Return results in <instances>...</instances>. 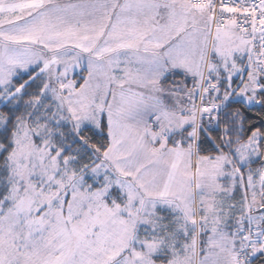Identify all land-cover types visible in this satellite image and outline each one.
I'll return each mask as SVG.
<instances>
[{"label": "snow or ice", "instance_id": "6c2138e0", "mask_svg": "<svg viewBox=\"0 0 264 264\" xmlns=\"http://www.w3.org/2000/svg\"><path fill=\"white\" fill-rule=\"evenodd\" d=\"M0 264H264V0H0Z\"/></svg>", "mask_w": 264, "mask_h": 264}]
</instances>
